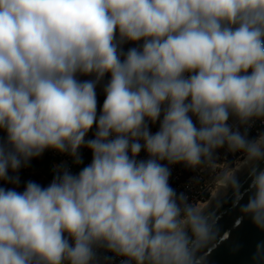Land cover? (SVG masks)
Returning <instances> with one entry per match:
<instances>
[{"label":"clouds","instance_id":"obj_1","mask_svg":"<svg viewBox=\"0 0 264 264\" xmlns=\"http://www.w3.org/2000/svg\"><path fill=\"white\" fill-rule=\"evenodd\" d=\"M258 122L264 0H0V264H208L218 218L176 191L172 166L242 153L247 189L220 183L237 222L264 231ZM83 148L91 162L73 173ZM47 150L71 166L18 191Z\"/></svg>","mask_w":264,"mask_h":264},{"label":"rangeland","instance_id":"obj_2","mask_svg":"<svg viewBox=\"0 0 264 264\" xmlns=\"http://www.w3.org/2000/svg\"><path fill=\"white\" fill-rule=\"evenodd\" d=\"M130 43L124 45V50L134 47ZM109 76L106 75L105 81ZM81 80L89 79V77H80ZM105 95L102 90V86L97 87V100H98V114L102 107ZM150 130L155 133L158 130L159 124L149 125ZM264 130V124L257 123L252 129L251 134L256 135L258 131ZM94 130V128H93ZM90 130L89 134L93 131ZM88 134V135H89ZM0 135H4L0 132ZM89 139V138H87ZM146 153L141 152L138 159H145ZM245 158L240 152H232L227 146L217 148L214 150L211 159H206L203 163L196 167H186L184 164H177L172 166V176L170 179L171 185L176 189L178 193L183 192L190 203L199 205L205 203L212 195L220 189V180L229 177L235 173V171L245 163ZM30 164L34 167V171L30 167L22 168L19 172L20 186L17 189L22 191L27 181L31 180L39 183L41 186L46 187L50 181H48L47 175L52 169V163L44 153L41 157L33 159ZM80 171V169H79ZM0 186L12 187V185L5 184L0 181Z\"/></svg>","mask_w":264,"mask_h":264},{"label":"water","instance_id":"obj_3","mask_svg":"<svg viewBox=\"0 0 264 264\" xmlns=\"http://www.w3.org/2000/svg\"><path fill=\"white\" fill-rule=\"evenodd\" d=\"M130 45L133 43L130 42ZM261 166L264 167V164ZM247 173L248 170L239 178L242 185L241 194L248 187ZM237 198V194L230 188L208 211L218 218L222 240L218 246L208 247V264H256L253 257L257 251V243L264 240V231L247 220L243 223L237 222V217L240 215L236 206ZM246 200L247 196H244L240 202ZM259 264H264V260H260Z\"/></svg>","mask_w":264,"mask_h":264},{"label":"built area","instance_id":"obj_4","mask_svg":"<svg viewBox=\"0 0 264 264\" xmlns=\"http://www.w3.org/2000/svg\"><path fill=\"white\" fill-rule=\"evenodd\" d=\"M133 45H135V44H133ZM93 132H94V130L88 135L87 138H89V139L94 138ZM45 153H46L47 157L50 160H52V169H53L54 165L60 164L63 161H68L69 165L71 166L70 157H67L65 155H61V154H59L53 150H47V151H45ZM81 156L83 159V164H81L79 166H71L73 173H76L79 169H81L82 167L86 166L87 164H89L91 162L92 154H91L90 150H88L86 148L81 149ZM52 169H51V173L53 174ZM114 264H119V258H115Z\"/></svg>","mask_w":264,"mask_h":264},{"label":"bare ground","instance_id":"obj_5","mask_svg":"<svg viewBox=\"0 0 264 264\" xmlns=\"http://www.w3.org/2000/svg\"><path fill=\"white\" fill-rule=\"evenodd\" d=\"M248 170L247 166H246V162L240 166L236 171H235V175L238 176V178H240L246 171ZM221 187L218 191H216L212 197L210 198V200H208L205 203H200L199 206L201 208H203L206 212H208L215 204L216 202L231 188L230 186L225 187L222 184H219Z\"/></svg>","mask_w":264,"mask_h":264},{"label":"trees","instance_id":"obj_6","mask_svg":"<svg viewBox=\"0 0 264 264\" xmlns=\"http://www.w3.org/2000/svg\"><path fill=\"white\" fill-rule=\"evenodd\" d=\"M262 130H263V129H262ZM0 136H2V135H0ZM50 161H51V163H52V160H50ZM29 167H30L31 170H33V171L35 170L34 167H33L31 164H30ZM77 172H79V170H78ZM77 172H76V173H77ZM47 177H48V181L51 182V180L53 179V174L51 173V170H50L49 174L47 175Z\"/></svg>","mask_w":264,"mask_h":264}]
</instances>
